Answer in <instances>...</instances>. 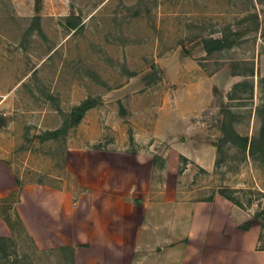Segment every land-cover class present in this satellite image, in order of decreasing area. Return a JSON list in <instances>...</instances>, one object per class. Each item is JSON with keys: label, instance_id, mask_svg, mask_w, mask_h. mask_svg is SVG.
Wrapping results in <instances>:
<instances>
[{"label": "rangeland", "instance_id": "374dc122", "mask_svg": "<svg viewBox=\"0 0 264 264\" xmlns=\"http://www.w3.org/2000/svg\"><path fill=\"white\" fill-rule=\"evenodd\" d=\"M210 38L226 47L206 51ZM3 59L13 63L0 80L18 85L0 108V160L18 186L82 184L90 151L118 150L136 137L144 150L152 137L146 120L167 107L185 113L183 128L160 127L153 164L171 167L170 147L213 148L206 169L178 158L183 197L223 194L264 220V154L221 143L230 123L248 143L259 132L264 0H0ZM125 108L144 118L121 117ZM3 211L11 235L0 237V264H72L71 250L37 249Z\"/></svg>", "mask_w": 264, "mask_h": 264}, {"label": "crops", "instance_id": "0c3cea01", "mask_svg": "<svg viewBox=\"0 0 264 264\" xmlns=\"http://www.w3.org/2000/svg\"><path fill=\"white\" fill-rule=\"evenodd\" d=\"M11 63L3 59L0 73ZM16 85L15 77L0 80V108ZM200 103L195 101L196 111ZM124 110L123 118H144L140 111ZM184 114L165 107L159 111L163 117L147 119L152 137L144 150L136 137L137 144L125 140L118 150L90 151L78 186L67 188L52 179L18 186L11 166L0 160V215L7 209L9 223L17 217L41 251L71 250L72 264H264V252L257 248L260 222L219 194L200 201L183 197L178 180L185 170L178 158L206 169L215 159L213 148L206 154L185 144L170 147L171 167L153 164L160 127L182 129ZM2 218L0 237L9 238L11 226Z\"/></svg>", "mask_w": 264, "mask_h": 264}, {"label": "trees", "instance_id": "16d2710c", "mask_svg": "<svg viewBox=\"0 0 264 264\" xmlns=\"http://www.w3.org/2000/svg\"><path fill=\"white\" fill-rule=\"evenodd\" d=\"M224 47H226V45L223 39L210 38V39L204 40V48L206 51L210 52L213 50H220ZM257 114L259 115V118H260L259 132H258V135L254 136L250 140L249 143L247 142L246 138L241 137L233 130L231 123L228 126L224 125L222 127L224 137L223 139H221V143L230 142L233 145L238 146V147H242V148L248 147L249 153L251 155H255L256 153L264 154V105L260 109H258ZM221 195L223 196V194ZM226 199L228 198L226 197Z\"/></svg>", "mask_w": 264, "mask_h": 264}, {"label": "built area", "instance_id": "2783aa9c", "mask_svg": "<svg viewBox=\"0 0 264 264\" xmlns=\"http://www.w3.org/2000/svg\"><path fill=\"white\" fill-rule=\"evenodd\" d=\"M260 223H261V231L257 241V248L264 252V220H262Z\"/></svg>", "mask_w": 264, "mask_h": 264}]
</instances>
